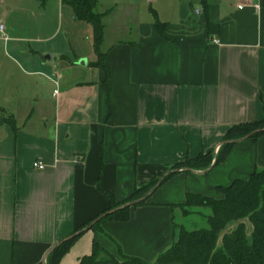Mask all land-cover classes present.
<instances>
[{
	"label": "crops",
	"instance_id": "crops-1",
	"mask_svg": "<svg viewBox=\"0 0 264 264\" xmlns=\"http://www.w3.org/2000/svg\"><path fill=\"white\" fill-rule=\"evenodd\" d=\"M241 4L201 0L196 18L188 10L163 21L164 35L153 20L124 39L105 36L106 85L92 27L62 4L72 55L43 56L29 73L54 65L50 98L34 94L40 120L30 105L21 121L0 119V264H44L56 244L109 208V198L128 199L188 158L217 153L231 127L264 119V0ZM258 169L264 135L239 140L211 170L179 171L127 222L84 233L59 264H77L94 241L114 255L120 246L153 260L178 239L173 210L187 194L218 198L219 187Z\"/></svg>",
	"mask_w": 264,
	"mask_h": 264
},
{
	"label": "trees",
	"instance_id": "trees-1",
	"mask_svg": "<svg viewBox=\"0 0 264 264\" xmlns=\"http://www.w3.org/2000/svg\"><path fill=\"white\" fill-rule=\"evenodd\" d=\"M202 1L206 3V0ZM62 4L72 9L75 21L85 22L92 27L94 50L97 55L96 65L105 73L106 85L110 71L104 64L105 55L101 52V46L105 37L103 20L108 12L96 11L98 0H62ZM166 27L167 24L156 16L157 32L164 35ZM262 135L264 119L235 125L225 136L217 153H201L196 158H188L174 166L173 171L166 174L162 180L137 188L132 196L124 201L117 202L109 198L111 204L109 208L61 240L47 256L46 264H59L74 243L87 231L103 232L102 225L105 222H127L131 209L147 205L151 195L139 201L141 198L179 171L211 170L225 161L239 140H256ZM159 181L161 183L158 185ZM218 190L222 197L189 193L185 203L174 206L186 214H190L196 208H209L211 211L208 216L209 227L188 230L184 226L175 225V229L179 231L178 239L153 260L127 255L120 246H117L118 253L114 255L94 241L92 253L80 258L77 264H264V169L254 171L246 180H236L227 187H219ZM243 220H248L253 227L250 235ZM231 224H237V227L231 233L224 234L219 244L221 235ZM90 225V229L85 230ZM80 231L83 233L77 235Z\"/></svg>",
	"mask_w": 264,
	"mask_h": 264
},
{
	"label": "rangeland",
	"instance_id": "rangeland-1",
	"mask_svg": "<svg viewBox=\"0 0 264 264\" xmlns=\"http://www.w3.org/2000/svg\"><path fill=\"white\" fill-rule=\"evenodd\" d=\"M65 9L62 18L61 0H0V119L15 115L21 121L29 113L30 105L36 113L35 121L40 120L42 106L34 103V94L38 89L41 96L50 98L55 88L51 82L54 65L50 64L48 70L39 74L29 73L39 69L43 56L72 55L68 38H72L73 31L67 26ZM201 9V0H98L96 11L108 12L103 20L108 43L126 38L131 29L155 20L156 16L161 22L177 21L181 12L190 10L196 18ZM222 180L225 183L227 178L223 176ZM173 212L177 227L188 230L209 227V208H196L190 214L180 209ZM243 222L250 235L251 223ZM236 227L237 224H231L221 235L219 244L222 236Z\"/></svg>",
	"mask_w": 264,
	"mask_h": 264
},
{
	"label": "built area",
	"instance_id": "built-area-1",
	"mask_svg": "<svg viewBox=\"0 0 264 264\" xmlns=\"http://www.w3.org/2000/svg\"><path fill=\"white\" fill-rule=\"evenodd\" d=\"M257 2H259V0H241V3H242L241 7L245 5H249V4L255 5ZM255 6H258V5H255ZM34 167L38 169H44L45 165L43 164V162L37 161L34 163Z\"/></svg>",
	"mask_w": 264,
	"mask_h": 264
},
{
	"label": "water",
	"instance_id": "water-1",
	"mask_svg": "<svg viewBox=\"0 0 264 264\" xmlns=\"http://www.w3.org/2000/svg\"><path fill=\"white\" fill-rule=\"evenodd\" d=\"M47 59H52V56L51 55H47V56H45ZM82 63H85V62H82ZM161 183V181H159V183H158V185ZM154 190H155V188L154 189H152L145 197H143V198H141L139 201H141L142 199H145L146 197H148L149 195H151L153 192H154ZM134 203H136V202H134ZM134 203H132V204H134ZM90 227H91V225L90 226H88L87 228H85V230H89L90 229ZM84 230V231H85ZM81 233H83V231H80V232H78L77 233V235H79V234H81ZM60 243V242H59ZM59 243L58 244H56L51 250H50V252L48 253V255L54 250V248L55 247H57L58 245H59ZM47 255V256H48ZM47 256H46V258H47ZM44 264H46V261H45V263Z\"/></svg>",
	"mask_w": 264,
	"mask_h": 264
}]
</instances>
